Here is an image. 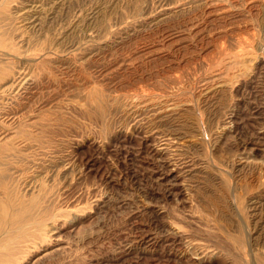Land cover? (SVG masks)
Segmentation results:
<instances>
[{
	"label": "rangeland",
	"instance_id": "obj_1",
	"mask_svg": "<svg viewBox=\"0 0 264 264\" xmlns=\"http://www.w3.org/2000/svg\"><path fill=\"white\" fill-rule=\"evenodd\" d=\"M0 264H264V0H0Z\"/></svg>",
	"mask_w": 264,
	"mask_h": 264
},
{
	"label": "bare ground",
	"instance_id": "obj_2",
	"mask_svg": "<svg viewBox=\"0 0 264 264\" xmlns=\"http://www.w3.org/2000/svg\"><path fill=\"white\" fill-rule=\"evenodd\" d=\"M158 124V123H157Z\"/></svg>",
	"mask_w": 264,
	"mask_h": 264
}]
</instances>
